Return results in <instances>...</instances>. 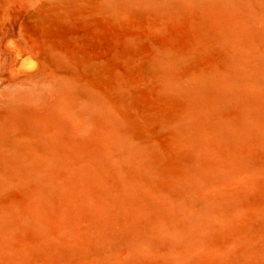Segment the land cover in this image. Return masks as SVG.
I'll return each mask as SVG.
<instances>
[{"label": "rangeland", "instance_id": "374dc122", "mask_svg": "<svg viewBox=\"0 0 264 264\" xmlns=\"http://www.w3.org/2000/svg\"><path fill=\"white\" fill-rule=\"evenodd\" d=\"M0 264H264V0H0Z\"/></svg>", "mask_w": 264, "mask_h": 264}, {"label": "bare ground", "instance_id": "6f19581e", "mask_svg": "<svg viewBox=\"0 0 264 264\" xmlns=\"http://www.w3.org/2000/svg\"><path fill=\"white\" fill-rule=\"evenodd\" d=\"M121 1V0H120ZM109 2V1H108ZM114 2V1H113ZM119 2V1H118ZM112 4V3H111ZM114 4V3H113ZM124 4V3H123ZM118 6V5H117ZM121 6V5H120ZM120 8V7H119ZM118 9V8H117ZM263 60V59H262ZM250 70V69H249ZM248 73V72H247ZM199 82V81H198ZM214 83V82H213ZM217 84H218V82H217ZM208 85V84H207ZM200 88V87H199ZM210 88V87H209ZM213 88V87H212ZM222 88V87H221ZM211 95V94H210ZM216 95V94H215ZM230 96V95H229ZM228 99V98H227ZM250 127H251V124H250ZM248 129V128H247ZM34 141V140H33ZM38 142V141H37ZM46 142V141H45ZM51 144V143H50ZM49 144V145H50ZM30 145V144H29ZM42 146H43V144H42ZM23 147H25V146H23ZM28 147V146H27ZM45 147V146H44ZM19 152V151H18ZM27 152V151H26ZM48 153V152H47ZM40 154V153H39ZM12 155V154H11ZM24 155H25V153H24ZM40 156V155H39ZM43 156V155H42ZM45 156H48V155H45ZM45 159V158H44ZM48 159H49V157H48ZM20 160V159H19ZM27 160V159H26ZM37 160V159H36ZM41 161V160H40ZM42 161H43V159H42ZM113 161H114V159H113ZM20 162V161H19ZM26 162V161H25ZM12 163V162H11ZM38 163V162H37ZM21 164V163H20ZM24 165V164H23ZM35 165H37V164H35ZM35 168V167H34ZM37 170V169H36ZM30 171V170H29ZM41 171V170H40ZM25 172V171H24ZM27 172V171H26ZM18 174V173H17ZM7 181V180H6ZM192 202V201H191ZM204 206V205H203ZM185 207H186V205H185ZM188 207V206H187ZM207 208V207H206ZM184 209V208H183ZM187 209V208H186ZM185 210V209H184ZM210 210V209H209ZM175 211V210H174ZM173 212V211H172ZM187 212H188V210H187ZM183 213V212H182ZM188 217H189V215H187ZM201 216V215H200ZM181 218H185V217H181ZM190 219V218H189ZM188 219V220H189ZM193 219V218H192ZM194 220V219H193ZM209 220V219H208ZM180 224V223H179ZM181 225V224H180Z\"/></svg>", "mask_w": 264, "mask_h": 264}]
</instances>
